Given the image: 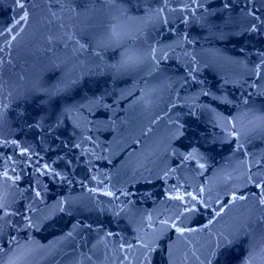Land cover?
<instances>
[{"label": "water", "instance_id": "95a60500", "mask_svg": "<svg viewBox=\"0 0 264 264\" xmlns=\"http://www.w3.org/2000/svg\"><path fill=\"white\" fill-rule=\"evenodd\" d=\"M0 264H264V0H0Z\"/></svg>", "mask_w": 264, "mask_h": 264}]
</instances>
